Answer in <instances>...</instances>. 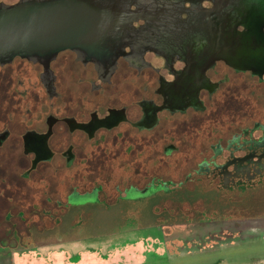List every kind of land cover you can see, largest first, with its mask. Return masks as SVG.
<instances>
[{
	"label": "flooded vegetation",
	"instance_id": "obj_1",
	"mask_svg": "<svg viewBox=\"0 0 264 264\" xmlns=\"http://www.w3.org/2000/svg\"><path fill=\"white\" fill-rule=\"evenodd\" d=\"M32 1L51 0H0V10ZM80 1L96 3L111 20L97 47L110 51L108 58L67 49L50 61L0 64L21 61L40 71L34 91L9 92L16 101L0 106V264H53L51 248L41 252L38 244L63 227L86 235L83 244L103 243L108 237H96L94 228L101 213H122L109 237H118L114 246L105 255L88 248L70 264L82 254L95 261L180 255L192 252L206 227L220 226L214 235L222 239L260 227L259 218H245L243 203L240 218L204 211L184 223L168 220L194 209L164 199L183 192L259 195L264 123L232 132L192 122L210 117L213 101L239 83L238 97L253 100L260 117L264 0L254 7L244 5L252 0ZM247 40L257 42L252 67L241 64ZM62 55L71 59L61 74L53 67Z\"/></svg>",
	"mask_w": 264,
	"mask_h": 264
},
{
	"label": "rangeland",
	"instance_id": "obj_2",
	"mask_svg": "<svg viewBox=\"0 0 264 264\" xmlns=\"http://www.w3.org/2000/svg\"><path fill=\"white\" fill-rule=\"evenodd\" d=\"M71 59L68 55H62L59 58V61L54 65V69L62 74L63 70L62 65L68 66L67 60ZM40 71L38 68H34L27 64L26 62L17 61L13 66L0 69V92L3 94V104L0 101V106L5 105L4 100L11 102L16 101L13 98H9L7 93L9 92H24L30 93L35 90V81L34 77L39 74ZM240 86V83L238 84ZM239 86L229 85L227 88L218 96L217 99L213 101L212 111L213 114L209 117H198L192 123L194 124H216L217 128L214 127L215 131L222 129L221 127L228 129L230 131L237 130L241 126H251L254 121H261L264 123V108H261L259 112L260 117L255 119L257 107L256 104L253 105L252 101L246 96L238 97L237 91ZM240 89L245 91L246 86L241 85ZM38 89H36L37 91ZM262 105L263 101H261ZM15 108H19V105H15ZM18 113V111H15ZM39 192V191H38ZM259 195H248L246 192L244 195L235 194H224V195H207L202 193H188L183 192L178 196L173 198L164 199L165 203L171 201L180 203L189 202L194 209V212L191 210L188 213L181 208V214H187V216L182 215L177 219L168 217V214L165 213V218L168 220H177L180 223H184L188 219V214H191L194 217V214L197 213V217L202 214L204 211L207 213L215 215L217 214L219 218L224 216H233L235 218H240L241 215H238L236 208L240 204L245 205L244 216L246 219L259 218L261 220L260 227H249L242 231H239L238 235L229 237L228 239H222V237H215L214 233L220 232V226H210L206 227L203 230L197 232L199 238H196L197 242L190 244V250H185L183 254H170L166 252L165 256L155 257L151 255L148 260L142 259H133L129 257H112L105 260H97L93 262L89 260L90 263L87 264H264V183H262L260 189L256 193ZM254 203L252 206L251 203ZM251 204V205H250ZM185 207V206H183ZM240 208V207H239ZM212 210V211H211ZM210 211V212H209ZM87 215V213H84ZM122 213H113L105 214L101 213L97 220L96 228V237L106 238L103 243H93V244H83L82 238L86 235L78 233L77 231H68L66 227L57 229L53 232L52 240L47 244H38L40 246L41 252L47 253L49 247L53 251L52 262L57 264L63 260V256L59 255V252L66 251L67 257L74 256L76 254L83 252L88 248L95 249L97 252L101 251V255H105L110 252V248L114 246L115 241L112 238L113 230L119 229L122 225ZM243 215V214H242ZM71 216L69 220L65 221V225L73 221ZM116 227V228H115ZM118 227V228H117ZM219 230V231H218ZM94 231V230H93ZM62 235L60 239L59 236ZM119 247V245H117ZM179 251V249L177 250ZM181 251V250H180ZM115 252V251H114ZM113 253V252H112ZM105 257V256H103ZM111 257V256H110ZM88 258V257H85ZM84 258V259H85ZM69 259V258H68ZM67 259V261H68ZM70 261V260H69Z\"/></svg>",
	"mask_w": 264,
	"mask_h": 264
},
{
	"label": "water",
	"instance_id": "obj_3",
	"mask_svg": "<svg viewBox=\"0 0 264 264\" xmlns=\"http://www.w3.org/2000/svg\"><path fill=\"white\" fill-rule=\"evenodd\" d=\"M253 1H244V5L254 7L257 4ZM249 10L253 12V8ZM110 22L99 14L96 3L80 0L32 1L0 10V64L11 63L16 58L50 61L67 49L108 58L111 52L97 47L110 29ZM255 51L256 41L244 42L243 66H253Z\"/></svg>",
	"mask_w": 264,
	"mask_h": 264
},
{
	"label": "crops",
	"instance_id": "obj_4",
	"mask_svg": "<svg viewBox=\"0 0 264 264\" xmlns=\"http://www.w3.org/2000/svg\"><path fill=\"white\" fill-rule=\"evenodd\" d=\"M67 254H68V253H66V251H64V252H59V255H62L64 258H63V260H61V261L58 262L57 264H70V262H68L69 260H70V261H74V260L76 259V257H75V259H73L74 256H71V259H70V256L67 257ZM53 256H54V254L51 256V260L53 259ZM85 256H86V255L82 254V256H81V260H80L77 264H87V263H90L89 260H92L93 262H96V261L94 260V256H93V255H87L88 258H85ZM68 258H69V259H68ZM84 258H85V259H84ZM67 259H68V261H67ZM53 264H55V263L53 262Z\"/></svg>",
	"mask_w": 264,
	"mask_h": 264
}]
</instances>
